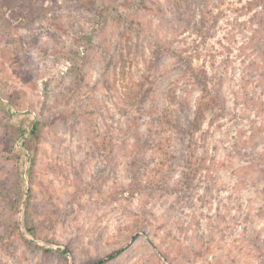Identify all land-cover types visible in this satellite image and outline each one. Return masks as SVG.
Here are the masks:
<instances>
[{
  "label": "rangeland",
  "instance_id": "rangeland-1",
  "mask_svg": "<svg viewBox=\"0 0 264 264\" xmlns=\"http://www.w3.org/2000/svg\"><path fill=\"white\" fill-rule=\"evenodd\" d=\"M119 248L264 264V0H0V264Z\"/></svg>",
  "mask_w": 264,
  "mask_h": 264
},
{
  "label": "trees",
  "instance_id": "trees-1",
  "mask_svg": "<svg viewBox=\"0 0 264 264\" xmlns=\"http://www.w3.org/2000/svg\"><path fill=\"white\" fill-rule=\"evenodd\" d=\"M207 90H208V93H207ZM140 91H141V89H140ZM209 94L210 92H211V87L210 88H207V87H202L201 88V92H200V95H199V100H198V103L196 104V109H195V111H194V117H193V120H190V122H192L193 123V121L194 120H196L197 121V119L199 118V117H203L202 116V110H201V108H200V104L199 103H204L205 101H204V97H206L207 96V94ZM138 99L140 100V97H138V96H135V100H137L138 101ZM141 100H142V98H141ZM35 131H36V126L32 129V131H31V133L33 132V133H35ZM27 141V140H26ZM26 141H24L23 142V145L25 144V142ZM124 250V248H119V249H117V250H114V251H112V252H110V253H108V254H106L105 256H103V257H101V258H99V259H97V260H94L93 262H90V263H88V264H105V263H107V262H109L111 259H113V258H115L118 254H120L122 251ZM64 252H69L68 250H64Z\"/></svg>",
  "mask_w": 264,
  "mask_h": 264
}]
</instances>
